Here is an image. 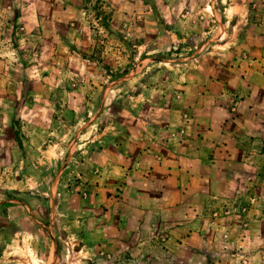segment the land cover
<instances>
[{"label":"rangeland","instance_id":"rangeland-1","mask_svg":"<svg viewBox=\"0 0 264 264\" xmlns=\"http://www.w3.org/2000/svg\"><path fill=\"white\" fill-rule=\"evenodd\" d=\"M238 3L258 22L253 0H0V264H264L263 154L251 185L214 198L221 230L196 258L170 248L166 227L114 216L122 189L108 190L119 144L141 125L160 136L187 102L197 56L221 67L240 54L212 46ZM116 122L128 131L100 145Z\"/></svg>","mask_w":264,"mask_h":264},{"label":"crops","instance_id":"crops-1","mask_svg":"<svg viewBox=\"0 0 264 264\" xmlns=\"http://www.w3.org/2000/svg\"><path fill=\"white\" fill-rule=\"evenodd\" d=\"M253 1L258 22L245 25L250 10L238 3L232 16L237 23L212 45L226 49L222 53L240 50L236 58L220 67L208 55L197 56L195 77L183 89L187 102L172 108L167 120L171 131L188 113L192 120L180 128L184 135H168L161 127L160 136L151 138L141 125V133L118 146L129 151L124 161L109 159L115 179L108 190L122 189L110 196L113 215L131 225L166 227L170 248H188L194 258L205 253L196 247L208 241L209 227L221 230L210 222L211 204L251 185L244 181L246 171L254 172L264 158V0ZM230 100H237L236 108ZM115 124L98 135L100 145L112 146L128 131Z\"/></svg>","mask_w":264,"mask_h":264},{"label":"built area","instance_id":"built-area-1","mask_svg":"<svg viewBox=\"0 0 264 264\" xmlns=\"http://www.w3.org/2000/svg\"><path fill=\"white\" fill-rule=\"evenodd\" d=\"M242 210H245V207H242Z\"/></svg>","mask_w":264,"mask_h":264}]
</instances>
